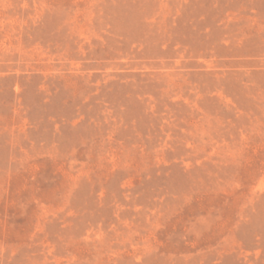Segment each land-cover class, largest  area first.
<instances>
[{"label":"rangeland","instance_id":"obj_1","mask_svg":"<svg viewBox=\"0 0 264 264\" xmlns=\"http://www.w3.org/2000/svg\"><path fill=\"white\" fill-rule=\"evenodd\" d=\"M0 264H264V0H0Z\"/></svg>","mask_w":264,"mask_h":264}]
</instances>
